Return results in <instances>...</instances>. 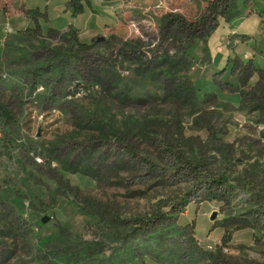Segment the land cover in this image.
Segmentation results:
<instances>
[{"label":"rangeland","instance_id":"374dc122","mask_svg":"<svg viewBox=\"0 0 264 264\" xmlns=\"http://www.w3.org/2000/svg\"><path fill=\"white\" fill-rule=\"evenodd\" d=\"M92 1L0 0V264H264V0Z\"/></svg>","mask_w":264,"mask_h":264},{"label":"trees","instance_id":"16d2710c","mask_svg":"<svg viewBox=\"0 0 264 264\" xmlns=\"http://www.w3.org/2000/svg\"><path fill=\"white\" fill-rule=\"evenodd\" d=\"M234 4V0H213L209 3L206 13L202 16L201 20L197 21H187L184 18H179L177 17V28L178 30H191L197 28L202 21H205L211 11H217V9L220 7V9L217 11L219 15L224 17L226 19V9L229 7H232ZM67 6L71 9V12L73 15H78L83 13L86 9H90L94 11L95 9L93 8L92 1L91 0H67ZM28 15L29 17L33 18L35 21V26L32 28V30L39 31L40 30V25L38 22V16L42 15V11L39 8H33V9H28ZM69 37L72 38L82 49L88 48L87 44L81 43L78 40V34H77V28L74 27V25L70 24L69 26ZM59 31V29L55 27H49L47 32L49 34H55ZM4 111V116H9V113L7 110ZM214 183L217 184H225L223 180L221 179H213ZM163 220H168V216H166L163 213H160L158 216L154 218H149L147 221H145V225L148 227H155L158 223H162Z\"/></svg>","mask_w":264,"mask_h":264},{"label":"crops","instance_id":"0c3cea01","mask_svg":"<svg viewBox=\"0 0 264 264\" xmlns=\"http://www.w3.org/2000/svg\"><path fill=\"white\" fill-rule=\"evenodd\" d=\"M49 1V3L50 4H54V2H59V3H55L54 4V6H57V7H61V8H64L65 10H70L71 11V9L67 6V0H48ZM92 1V0H91ZM152 1V3H158L159 5L160 4H162V0H151ZM99 2H100V4H101V6H102V8L104 9V11L105 12H108L107 11V8L109 7V6H104L103 4H102V0H99ZM155 3V4H156ZM115 4H117V3H115ZM115 4H113L112 5V7L114 8V6H115ZM92 5H93V8L95 9L94 10V12L92 11V10H90V9H86L83 13H81V14H78L79 16L81 15H85L86 17H91L92 15H98L99 13H98V10H97V8L95 7V5L93 4V1H92ZM248 20V19H247ZM224 22V21H223ZM246 22V21H245ZM244 22L243 23H239V25L238 24H236V26H234V25H232L234 28H238V31L240 32V33H243L244 34V31H243V27H244ZM72 25H74L77 29H80V27H79V25L76 23V24H74V23H72ZM64 26H66V25H64ZM64 26H62V27H64ZM62 27H60V28H62ZM231 28L232 27H230V32H231ZM225 35L226 34H220V36H219V38L220 37H225ZM256 35V34H255ZM248 37H250V36H248ZM260 42H259V44H257V43H255V45L257 46V48H258V51H257V53L259 52V51H262V46L264 45V26L262 27V29H261V32H260ZM250 40L252 41L253 39H251L250 38ZM255 41V40H254ZM245 45H247V44H245ZM245 45L244 44H241L240 45V47H239V49L241 50V49H245L247 52H249V53H251V51H250V49L249 48H247V47H245ZM224 46H217L216 47V53H219L220 51H221V54H229L230 52L227 50V52H225V48H223ZM258 55V54H257Z\"/></svg>","mask_w":264,"mask_h":264}]
</instances>
